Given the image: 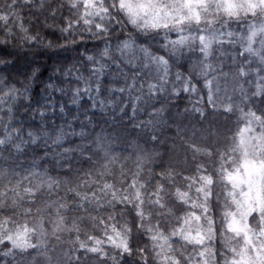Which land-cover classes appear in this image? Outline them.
Segmentation results:
<instances>
[{"label":"snow or ice","instance_id":"obj_1","mask_svg":"<svg viewBox=\"0 0 264 264\" xmlns=\"http://www.w3.org/2000/svg\"><path fill=\"white\" fill-rule=\"evenodd\" d=\"M248 3L250 10L244 9L242 21L237 8L243 5L234 0H218L216 7L226 13L225 19L232 17L229 24H245L249 32L257 27L264 30L259 11L264 0ZM13 7L46 11V27H54L49 19L63 22L60 35L52 33L63 44L25 36L26 43L43 44L45 50H66L75 44L74 30L81 29L83 71L64 68L60 75L75 82L71 88L49 79L44 98L37 101L39 127L25 129L0 119V153L20 156L43 146L44 159L51 156L55 162L79 152V159L91 162L94 154L86 155L91 149L72 143L73 138L86 139L83 125L93 123L91 116L120 113L141 127L147 116L145 123L155 125L173 102L196 91L182 73L176 74V80L183 79V89L168 87L173 65L189 50L192 25L196 33L204 31L203 19H191L201 9L190 0H17ZM23 31L28 33L27 28ZM117 32L120 35L113 40ZM88 42H94L96 51H90ZM7 46L8 39H0V92L4 93L0 106L10 105L7 112L14 113L17 105L32 106L31 89L40 70L32 69L20 87L9 84L4 76L9 67ZM58 95L68 100H58ZM249 139L252 159L245 156L243 166L239 161L212 170L205 166L194 179L175 175L171 167L165 171L172 175L146 176L142 161L130 175L121 171L120 178L102 165L99 170L80 169L84 175L77 172L71 181H61L45 170L36 172L40 166L35 160L19 176L15 169L0 167V181L7 180L0 183V258L11 257L14 264H59L50 238L60 242L67 232L75 238L63 253L65 264L85 260L92 264H264V132ZM105 159L111 164L116 158L106 155ZM180 179L186 180L183 187L177 183ZM118 220L122 221L119 230ZM97 229L103 238L95 234ZM138 235L146 238L143 244L135 243Z\"/></svg>","mask_w":264,"mask_h":264},{"label":"rangeland","instance_id":"obj_2","mask_svg":"<svg viewBox=\"0 0 264 264\" xmlns=\"http://www.w3.org/2000/svg\"><path fill=\"white\" fill-rule=\"evenodd\" d=\"M190 2L201 9L199 16L193 13L191 19H203L206 22L204 31L196 33L195 25H192L193 31L188 33L190 39L187 41L189 50L173 65L168 87L183 89L184 81L176 80L177 73L190 78L189 87L196 91L188 94L195 98L201 108L193 111L194 107L170 105L163 114V120L156 123L162 124L163 128L160 142L157 140L155 144L139 141L130 132L109 131L100 134L96 139V158L91 168L99 170L102 165H107L111 173L114 169L119 172L125 169L123 172L129 175V170L135 172L142 161L146 176H161L171 167L175 169V175L186 174V179H194L200 174L197 171L199 168L206 166L212 170L232 161H239L243 166L245 156L252 159L251 149L247 147L252 144L249 138L260 137L264 132L260 128L264 124V30L257 27L249 32L245 24H229L232 17L225 19L226 13L216 7L218 0ZM234 2L243 5V8H237V18L241 21L246 19L244 9L250 10L248 0ZM259 11L264 17V8ZM249 49L252 51L249 52ZM225 84L228 85L227 90ZM106 155L116 159L109 164ZM157 169H163V173L157 174ZM224 171L227 172L228 168L225 167ZM16 174L19 176L22 172ZM119 175L117 178H120ZM57 179L71 181L75 178ZM185 182V179L177 181L181 187ZM116 223L120 225L122 221ZM95 234L101 238L104 236L100 229ZM74 238L67 232L60 242L50 238L56 245L55 255L59 264H65L63 253L70 249V240ZM136 238L140 242L146 239L142 236ZM81 239L84 237L81 236ZM105 246L111 248L107 242ZM83 264L92 262L85 260Z\"/></svg>","mask_w":264,"mask_h":264},{"label":"trees","instance_id":"obj_3","mask_svg":"<svg viewBox=\"0 0 264 264\" xmlns=\"http://www.w3.org/2000/svg\"><path fill=\"white\" fill-rule=\"evenodd\" d=\"M15 4H17V0H0V39H8L5 56L9 60V67L4 73V76L9 84L20 87L26 82V77L32 69L39 68L40 74L39 79L31 89L32 106H26L24 104L17 105L14 107V113L7 112V108L10 105L0 106V119L9 121L10 123H15L25 129L30 126L35 128L40 126V119L35 115L37 109L39 108L37 101L44 98V88L49 79L51 78L56 83H66V85L71 88L75 86V82L71 80L65 81L60 75L64 68L67 67L69 69H73L74 71H83V68L81 67L83 46L79 44V33L81 29L74 30L73 39L75 40V44H69L66 50L62 48H57L56 50H45L43 44L33 46L32 44L25 42L26 35H34L37 37L38 41L43 40L47 42L51 40L54 44H63L64 41L62 39L58 40L52 34L55 31L57 36L60 35L59 27L62 26L63 22L59 19L56 21L49 19L48 24L54 25V27H46L43 22L44 17L47 15L46 11L43 13L29 12L26 9H21L20 7H13ZM22 15L23 21L21 22ZM25 28L28 29V33L23 31ZM9 32L13 35L8 36L7 33ZM119 35V32L115 33L113 35V40H115V38ZM149 42L156 44L155 41ZM93 43L94 42L87 43V46L92 52L96 51ZM76 47H80L79 52L75 50ZM53 69H57L58 72L54 73ZM0 95H4V93L0 92ZM57 99L66 102L68 100V96L58 95ZM173 104H177L180 108H201L200 104L196 103L195 98L188 93H185V95L179 98L178 102H173ZM13 114L15 115V121H11V116ZM32 117H35V119H32ZM53 119L56 123H61L59 119L55 117H53ZM91 119L93 123L89 124L85 121L83 125V131L86 134V139L81 141L77 137L73 138L72 141L74 145L82 144L84 148L91 149L90 153H86V155L94 154L91 162L86 159H79V152L70 154L68 157L61 158L55 162L51 156L49 159H44L42 156L43 146H41L35 149L30 148L27 153L20 156L15 153L12 155L0 153V167L15 169L16 172H22L23 174L32 164L33 160H35V163L40 166L35 168L36 172L45 170L52 177L68 180L73 178V176L76 178L77 172H79V175L81 176L84 175V172L80 171V169L88 170L94 165L96 158L94 148L96 139L99 138L100 134L109 131H122L125 133L128 132V134L130 132L132 133L131 136L136 135L133 137L137 138L139 141H146L149 144H155L157 140L159 141L161 130L163 128L162 124L154 125L151 123H145L149 120L147 116H144L143 121L141 122L144 124L143 127L140 125H134L133 121L127 117L121 116L120 113H116L115 115L105 113L101 115L97 112L96 115L91 116ZM7 126L8 125H5V127ZM76 131L78 133L81 131V126L79 124L77 125ZM53 151L56 150L54 149ZM61 165H63V167H61ZM69 169L72 170L71 174H68ZM124 170L125 169H122L121 171ZM156 171H158L157 174H161V172L163 173V169H157ZM112 172L113 173L111 174L116 177L120 174L119 170L116 171L114 169ZM133 172L134 171H132V169L129 170V175ZM166 173L163 175H167ZM0 183H4V181H0ZM127 219L131 221L132 218L129 216ZM119 226L120 225L117 224V229H119ZM139 236L144 237L143 235H138V237ZM135 243L140 245L144 242H140V240L136 238ZM33 259L39 261L40 258L34 257ZM4 260L8 261L9 264H14L11 257L0 258V264H4Z\"/></svg>","mask_w":264,"mask_h":264}]
</instances>
